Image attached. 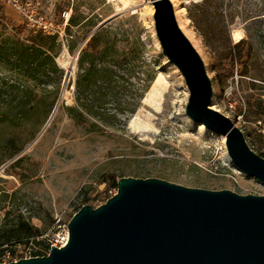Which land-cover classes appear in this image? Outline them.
Masks as SVG:
<instances>
[{
    "label": "rangeland",
    "instance_id": "rangeland-1",
    "mask_svg": "<svg viewBox=\"0 0 264 264\" xmlns=\"http://www.w3.org/2000/svg\"><path fill=\"white\" fill-rule=\"evenodd\" d=\"M171 1L212 82L210 105L264 153V111L249 110L264 108V0ZM199 8L211 14L207 38L191 17ZM152 13L147 0H0V235L22 215L48 243L57 219L67 225L85 197L100 205L127 176L264 194L232 165L224 137L184 112L189 93ZM241 39V61L218 59ZM39 243L5 247L19 259Z\"/></svg>",
    "mask_w": 264,
    "mask_h": 264
},
{
    "label": "water",
    "instance_id": "water-1",
    "mask_svg": "<svg viewBox=\"0 0 264 264\" xmlns=\"http://www.w3.org/2000/svg\"><path fill=\"white\" fill-rule=\"evenodd\" d=\"M147 1L161 51L187 87L184 112L224 137L232 163L264 184V157L232 119L210 105L212 82L178 24L173 2ZM67 229L64 246L0 264H264V194L121 177L114 195L98 206L82 205Z\"/></svg>",
    "mask_w": 264,
    "mask_h": 264
},
{
    "label": "trees",
    "instance_id": "trees-1",
    "mask_svg": "<svg viewBox=\"0 0 264 264\" xmlns=\"http://www.w3.org/2000/svg\"><path fill=\"white\" fill-rule=\"evenodd\" d=\"M191 17L196 22V27L202 31L203 29L201 26H202L203 21L210 20L211 14L205 8H199V12L192 14ZM39 33H40V31H39ZM202 34L204 36H206V38H207V35H205L204 32ZM97 38H98V35H93L90 39V43H92V44L96 43L95 41L97 40ZM244 43H245L244 39H241L235 45L229 46L225 50L218 51V53H217L218 59H220V58L227 59L228 58L232 63H234L235 61H241L242 56H243V49H239V46L244 44ZM247 46H248V48L251 49L250 43H247ZM40 50L41 49L39 47H36L35 45L33 46V54L32 55L34 56L33 57L34 60L36 58H38L39 53L41 52ZM36 53L38 56L36 55ZM0 58H1V56H0ZM19 60H24V59H23V57H21ZM60 71L62 74L61 69H60ZM247 74H248V69H247L246 65H243L242 70L240 72V75L246 76ZM249 110H250V112L257 115V117H261L263 114V111H264V108L262 107V100H261L260 104L255 107V109H253L249 106ZM258 134L262 136V134L260 132H258ZM258 154L260 156L264 157V153L258 152ZM107 198H108V195L106 192L105 193V200ZM87 203H88V198L87 197L83 198V202L80 205V207L84 204H87ZM39 235H41V231L38 228L33 227L28 222H26L22 215H19L18 221L14 225L9 227L8 229H5L2 232V234L0 235V251H2L4 248H7L5 246L12 244L13 241H15V242L23 241V243L28 244L30 242V240L33 239V241H35L36 243H39L38 241H36V238ZM39 244L43 245V247L33 250L31 256H42V255L46 254L47 249H48V244L42 243V242ZM11 252L14 254V250H11Z\"/></svg>",
    "mask_w": 264,
    "mask_h": 264
},
{
    "label": "built area",
    "instance_id": "built-area-1",
    "mask_svg": "<svg viewBox=\"0 0 264 264\" xmlns=\"http://www.w3.org/2000/svg\"><path fill=\"white\" fill-rule=\"evenodd\" d=\"M17 3H18V1H15V5ZM261 133L264 135V129L261 130ZM115 193H116V187L113 188V189H110L109 191H107L108 197L114 195ZM56 222H57V228L58 229H62V230L61 231L58 230L56 233H52L53 237L48 239V243H47L48 244V249H47L46 254L50 250L51 245H53L55 247H62V246H64L66 244V242L68 240L67 225L65 223H60L59 219H57ZM44 236L48 237L49 233H46ZM12 254L13 253L9 249L4 248L2 251H0V262H10V261L17 260L18 258L14 257Z\"/></svg>",
    "mask_w": 264,
    "mask_h": 264
},
{
    "label": "bare ground",
    "instance_id": "bare-ground-1",
    "mask_svg": "<svg viewBox=\"0 0 264 264\" xmlns=\"http://www.w3.org/2000/svg\"><path fill=\"white\" fill-rule=\"evenodd\" d=\"M150 3V2H149ZM151 4V3H150ZM174 5H175V8H176V3H174ZM234 35V39H236V40H239L241 37H242V31L241 30H234V33H233ZM232 165L235 167V169H237V167L232 163ZM237 171H238V173H240V174H244L243 172H241L240 170H238L237 169Z\"/></svg>",
    "mask_w": 264,
    "mask_h": 264
}]
</instances>
